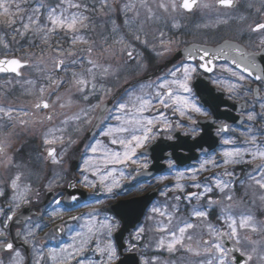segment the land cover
<instances>
[{
  "label": "snow or ice",
  "instance_id": "obj_1",
  "mask_svg": "<svg viewBox=\"0 0 264 264\" xmlns=\"http://www.w3.org/2000/svg\"><path fill=\"white\" fill-rule=\"evenodd\" d=\"M238 2L239 0H214V3L203 2V0H129L121 6L120 11L125 14L124 24L129 29L131 40L123 35L113 39V45L120 46L117 48L112 45L105 47L107 44V38H105L104 43L100 45V52L94 54L96 42L86 35L87 32L94 30L89 13L104 9L114 11L109 0H100L99 9L95 4L90 7L86 0H56L55 3L51 0H35L34 5L31 6L29 0H0V17H7L0 20V28L9 30L6 35H10L13 40L17 36L21 39H29L30 44L36 47L43 46L36 67L44 73L45 81L38 87L34 80L25 81L31 86L27 90L28 94L32 95L33 90L38 94L37 102L33 104L35 110L33 113L26 109L0 105V155L5 154L6 144L10 146V137L14 135L13 130L18 126L29 125V119L25 117L34 116L57 104L60 108H65L72 103L74 94H78L84 101H89L91 97L97 95L113 96L114 103L111 108H108L103 100L95 105L89 104L87 108H81L79 113L65 116L59 126L49 128L43 134L45 146L66 142V147L60 154L53 147L45 148L51 163L59 165L67 149L76 143L72 133L80 132L83 124H91L92 128L103 124L98 135L107 138V143L103 139L94 138L91 143L85 145V153L79 168L82 176L80 182L93 189L99 184L107 194H113L114 190L120 187L121 179L129 178L122 170L119 171V178H117L116 166L129 168L136 165L139 168H148L146 157L143 153L138 156V150L144 149L147 144L154 142L162 135L166 139H173L172 133L177 129H185L184 135H191L193 138L200 135L202 130L196 127L199 123L196 117L203 116L209 119L210 117L197 102L192 82L197 74L213 73L219 68L220 71L228 73L232 79L227 82L215 79L213 83L219 86L226 83V91L230 99L251 93L259 99L261 111L257 112L253 106L251 110L242 113L252 126L241 132L243 139L239 143L237 137L224 135L235 132L236 129L226 123L220 124L216 130V134L221 137L220 159L218 160L215 154H207V158L202 159L198 167L190 168L186 172L177 171L175 183L171 187L166 185L165 189L161 190L160 195L167 198L166 202L153 206L151 209L153 215L150 217L155 222L154 230L161 234L156 246L157 249H164L170 253L184 249L196 256L207 257L201 260L200 264H240L236 256L232 255L237 252L243 258V264H250L253 254H256L260 261H264V247H260L261 241L252 239L251 235H242V233L264 232V224L258 223L252 214L237 215L232 211V204L228 203L221 209L219 217L225 227L218 228L207 223L201 228V224L196 223V221H206L208 208L221 203L220 200L212 198V193H220L224 201H233L237 180L234 169L237 165L252 164V171L247 173L248 180L264 192V139H261L264 137V128L254 127L258 119L264 121V98L260 97L259 87L253 89L245 83L249 80L264 83V67L258 63V57L264 58V22L250 24L246 29L250 33L260 34L256 42L259 51H249L248 48L232 41H225L223 45L215 48L193 44L181 50L183 60L178 65H173L167 73L157 76L154 80L149 78L138 82L136 87L126 88L119 96H114L112 88L102 83L110 76H115L112 65L102 61L106 53L113 57L126 56L125 64L135 62L134 71H147L143 53L136 50L133 41L161 59H166L173 53L177 41L168 37L161 29H157L150 39L149 32L144 27L148 22H158L168 27L171 21L170 27L179 29L181 26L174 14L191 13L201 8L228 10L235 8ZM247 7L251 8L253 5L248 3ZM141 10H143L142 19ZM256 11L264 12V2ZM128 13H132V16L128 17ZM245 19L243 15L239 17L241 21ZM220 22L227 23L228 19ZM117 31L118 29L114 27L113 32ZM243 34L244 30L241 31V35ZM0 49H3L5 53L0 56V73H13L16 77H21V69L31 66L29 60L8 55L11 52V45L4 36H0ZM49 52L51 54L46 55ZM221 59L226 63L221 65L214 63ZM61 73L63 75H60ZM65 84L69 86L68 104L62 102V96L56 95ZM54 95L55 100H51ZM248 103L240 105L241 109H247ZM96 108H99L100 112L95 117L96 122L93 123L89 119V113ZM53 115L54 113H48L33 123H43V120L51 122ZM109 121L115 123H109ZM184 121L188 124L185 125ZM212 122L215 123V121ZM141 157H144L143 160ZM168 165L172 168L174 162L169 160ZM4 166H13L11 157H7ZM215 168L224 170L205 177L203 181L199 179L202 173ZM133 171L137 169L134 168ZM88 173L98 177V182L89 179ZM139 174L137 171V175ZM22 176L23 173L17 172L11 178L10 187L13 195L10 197L7 210L0 207V217L3 218L0 219V250L11 252L14 264H23L24 257L20 250L15 248L14 242L9 239L10 223L14 221V218L19 219L16 216V209L31 203L32 193L30 183H21ZM55 176L58 178L59 174ZM161 179H167V177H161ZM183 180L192 183L185 185L181 183ZM56 182L55 178L49 182L47 185L49 190ZM240 183L244 184V181ZM69 186L74 187L73 184ZM186 187H192L198 191L187 192ZM170 192L178 194L169 197ZM4 194L3 188H0V196ZM36 195L39 196L38 191ZM112 198L115 196L112 195ZM70 199L75 201L77 197L73 195ZM205 199L208 208L201 203ZM260 199L264 200V195H261ZM168 200L173 201L170 206ZM182 201L189 208V215L186 218L177 215L181 212ZM54 203L60 205L61 201L56 199ZM98 215V210H93L81 216L69 217L73 221L86 219L85 223L80 224L78 228L69 227V242L62 243L56 248H49L47 252L44 251L42 244L37 246L36 229H40L41 226L39 223H33L30 216L25 218L23 227L17 229L16 237L21 238L25 245H30L35 252L33 264H44L46 259L50 264H115L119 256L112 237L119 224L107 216L99 220ZM50 216L56 219L61 216V213L54 210ZM197 229H200L198 233L195 231ZM55 231L63 232L64 228L57 226ZM144 231L143 227L139 228L133 239H141ZM205 235L208 236L207 239L204 238ZM194 239L197 249L191 246ZM226 241L231 243L226 244ZM248 245H251V250L246 252L245 248ZM135 248L136 244H129V250ZM156 259L153 257L151 264H155ZM0 264H3V261H0ZM143 264H150V262L145 259Z\"/></svg>",
  "mask_w": 264,
  "mask_h": 264
},
{
  "label": "flooded vegetation",
  "instance_id": "obj_2",
  "mask_svg": "<svg viewBox=\"0 0 264 264\" xmlns=\"http://www.w3.org/2000/svg\"><path fill=\"white\" fill-rule=\"evenodd\" d=\"M113 1L116 5L123 0ZM239 6L241 5L238 3V7ZM186 15L187 17L193 18V21L189 22L185 26H181L179 29L172 28V33H169L168 37L171 38L172 36L173 39H176L178 42H180V44L175 46L173 49V53L166 59L158 58L151 52L148 53L147 56H145L147 57V61L149 63V70L147 73L144 75L137 74V76L132 75L133 78L123 83L119 89L112 90L114 96H119L126 88L136 87L138 82H141L142 80L149 78L154 80L157 76H162L167 73L168 70L173 67V65H178L181 63L183 57L179 54L182 49L189 45H204L206 47L215 48L224 44L225 41H232L248 48L249 51H259V48L256 47V42L258 41L260 34L250 33L246 31V29L250 24L264 22V14H203V16L208 19V21L205 22V24H207V27L205 28L201 27L202 17L200 14L193 13ZM241 15L245 16L246 19L243 21L239 20ZM221 18L228 19V22H220L224 20ZM211 21L213 22L212 24L210 23ZM242 30H244L243 35H241ZM259 62L261 63V67H264V60L261 61L260 59ZM130 63L131 65H134L135 62ZM214 63L221 65L226 63V61L221 59L215 61ZM31 67L32 66H29L24 69V74L25 72L28 73L27 71ZM110 79V81L107 79L102 81V83L113 89L115 88L114 83L118 80L115 81V77L113 76ZM215 79H220L227 82L232 78L229 77L228 73L222 72L219 68H217L213 73L197 74L192 82L193 93L197 102L205 109V111L208 112V117H210V119L203 116L196 117V119L199 121L196 127L202 130L200 135L193 138L191 135H184L185 129H177L174 133H172L174 136L173 139H166L165 136L162 135L154 142L147 144L144 149L138 150V156L143 153L144 157H146L148 168L143 169L136 165H132L129 168L116 166L118 168L117 178H119L120 170L124 171L125 176L129 178L121 179L120 187L115 189L113 194H107L105 190L99 186V184H97V187L93 189L86 187L80 182L82 180V176L80 174L79 168L82 164V156L85 153V145L91 143L94 138L103 139L104 142L107 143V138H103L98 135L100 128L104 126L103 124L99 125L97 128H92L91 124H83L81 125L80 132L72 133V137L74 140H76V143L71 148L67 149V153L63 156V161L59 165L52 164L50 159L47 158V153L45 151L46 146L43 144V134L45 131L54 126H59L60 121L63 120L65 116H72L75 113H79L81 108H87L89 104H98L101 102V100L106 103L108 108H111L114 103L113 96L97 95L91 97L89 101H84L78 94L75 97L72 95V103L68 106V109L66 107L60 108L59 104H57L51 108L50 111L42 110L36 113L34 116L25 117V119H29V125L27 127L18 126L13 130L14 135L10 137V146L9 144H6L5 154L0 155V173L2 177L12 178L17 172H21L23 173V177L26 179H29L30 175L34 176L35 178L38 176L40 179V175L44 173L49 182L54 178L57 180V182L53 184L55 185V188L51 190L56 192L55 200L59 199L61 201L59 206L61 209H63L64 216L61 218L59 217L58 220L56 219L51 231L48 227L44 230H39L37 238L40 240L38 241L40 243L42 242V244L46 242L43 246L52 248L58 247L62 241H66L69 237V227L71 226L72 228H78L79 225L84 223L86 219L73 221L70 220L69 217L81 216V214H87L93 210H98L99 220H103L104 217L107 216L113 218L114 222H118L119 227L114 231L112 237L114 240L116 232L122 227L121 219L112 211L114 207L121 202L139 199L149 192L157 190L159 193L158 199L146 211L142 223L134 232L131 233V235L136 234L137 230L143 227L145 231L143 232L140 241L134 242V244H136V252L141 255L149 253L147 255L150 257L159 255L162 256L160 253L148 252V250L154 246V244L151 243L154 240V237L158 239V237L161 235L160 233H154V231H151V228L154 229L155 222L154 220L153 222H150V220H152L150 217L153 215L151 212L152 207L162 205L166 202L167 198L160 195L161 190L165 189L166 185L171 187L175 183V174L177 171L186 172L190 168L198 167L201 160L207 158V154H215L217 159H220L219 152L222 147L220 144L221 137L216 134V130L220 124L226 123L232 128L236 129L235 132L226 133L224 135H232L237 137L239 143V141L243 139L241 132L245 128L252 126L251 122L246 121L242 113L251 110L253 106H255V110L257 112L261 111L259 108V99L254 97L251 93L230 99L229 94L226 91L227 84L225 83L223 86H219L213 83V80ZM20 80L21 78H16L12 75L0 76V105L26 109L30 113H33L35 110L33 109V106H30V99L32 96H35L32 98L37 99L38 94H36L35 90H33V94L29 95L27 90L30 89L31 86L26 84L25 81L34 80L37 82L38 87L42 83L40 76L38 72L37 75L32 74L30 77H28L26 74L25 81L20 83ZM245 83L247 86H250L253 89L259 87L260 97L264 98V83L254 80H249ZM63 88L64 86L59 89L56 95H60ZM53 100H55V95ZM245 102H249L248 107L247 109L242 110L240 105L245 104ZM99 112V108L90 111L89 119L92 120L93 123L96 122L95 117ZM48 113H54L53 120L51 122L43 120V123H33V121L43 118ZM212 121H215V123ZM109 123L115 122L109 121ZM184 123L185 125L188 124L187 121H184ZM254 127L256 129L264 128V121L258 119L255 122ZM65 136L67 137V134H65ZM261 139H264V137H261ZM51 147L55 148L57 153L60 154L62 149L66 147V142L65 144H52ZM7 157L12 158L13 166H4ZM144 157H141V159L143 160ZM169 160L174 162V166L172 168H169ZM257 163L259 162L257 161ZM134 168L140 173L139 175H137V171H133ZM252 168V164H241L237 165L234 169L237 176L235 195L233 201L228 202L232 204V209L239 207L244 194H249L253 188L255 189L254 191H257V194L261 193L264 195V192H261L255 185L252 184L250 180H248L247 173L251 172ZM46 169L48 170L47 175ZM223 170V168H215L211 171H206L200 175L199 179L203 181L205 177H210L215 173L222 172ZM145 173L153 174L147 177L149 179L141 180V175ZM55 174H59V177L57 178ZM88 175L89 179L97 180L98 182V177H93L90 173H88ZM132 177H134V179ZM161 177H167V179H161ZM160 181L163 182L160 183ZM241 181H244V184H241ZM186 183L187 185H190L192 182L185 180V184ZM45 184L46 181H43L42 184H40L39 181V187H32L35 194L37 191L39 192V196L36 195V197H33L31 199V203H29V205L32 207L41 209V205L46 198V192L48 191L45 190V188L47 189ZM70 184H73L74 187L69 186ZM185 190L187 192L198 191L192 187H186ZM71 193H76L80 195L79 197H86V202L77 204L74 207H67L64 205V198L67 194ZM169 194H171V197L178 193L170 192ZM112 195H114L115 198H112ZM211 195L214 200H220L221 203L215 204L208 208L207 200L205 199L204 201H201V203L206 208H208V218L205 222L211 223L218 228H223L225 226L222 225L221 219H219L221 215L220 207L224 204L223 197L218 192H214ZM172 202L173 201L168 200L169 206ZM250 202L251 199L243 201L242 204L245 205L249 204ZM54 205L56 204L53 202L51 206ZM180 206L181 212L177 215L184 218L188 217L189 208L187 204L182 201ZM49 210L50 208H48L45 212L42 210L43 216L46 217ZM169 210H171V208H169ZM42 220H44V217ZM57 226H63L64 231H55ZM18 228L20 227L17 226L9 228L10 240L17 239L16 231ZM53 236L55 238H53ZM207 238L208 237H205V239ZM19 240L22 239L19 238ZM228 243L231 242L228 241ZM193 248L196 249V247ZM184 251L182 252L181 256L185 255V253H188L187 251ZM175 256L176 254L173 257ZM31 258L33 263L34 255Z\"/></svg>",
  "mask_w": 264,
  "mask_h": 264
},
{
  "label": "rangeland",
  "instance_id": "obj_3",
  "mask_svg": "<svg viewBox=\"0 0 264 264\" xmlns=\"http://www.w3.org/2000/svg\"><path fill=\"white\" fill-rule=\"evenodd\" d=\"M52 3H55L56 0H51ZM86 2L90 5V7L95 4L97 9H99L100 7V0H86ZM129 2V0H123L121 1L119 4H114L113 0H109V4L112 6V8L114 9V11H110L109 9H104L103 11H96V12H90L89 15L92 17L93 20V28L94 30H91L89 32L86 33V35L89 37V39L93 40L96 42V53L94 54H98L100 52V45L104 43L105 38H107V44L105 46H109L112 45L114 47H120L119 45H113V39L118 38L119 36L123 35L125 36L127 39L131 40V35L129 33V29L128 27L125 26L124 21H125V14L122 13L120 11L121 6L124 3ZM203 2H207V3H214V0H203ZM262 2H264V0H239V4L241 6H239V8L235 11V12H224V11H218L216 9H212V10H205V9H199L197 11V13L195 14H200V16L202 17V23H201V27L205 28V22L208 21L207 18H205V16H203V14H264V12H257L256 9L261 7ZM251 3L253 5V7L249 8L247 7V4ZM176 17V21L180 24V26H185L187 25L189 22H192L193 18L187 17L186 13L184 12H180L177 14H174ZM132 13H128V17H131ZM143 18V10H141V19ZM224 19V18H221ZM211 24L213 23L212 21L210 22ZM171 25V21H169V26L168 27H164L162 23H158V22H148L147 24H145V30L147 32H149V38L151 39V35L157 30V29H161L163 31H165L166 35L169 36V33H172V28L170 27ZM117 28L118 31L117 32H113V28ZM172 38V36H171ZM59 39V37L57 38ZM173 39V38H172ZM176 40V39H174ZM177 41V40H176ZM17 42V41H16ZM134 44H136V50L138 52L143 53V57H144V61L147 64V71L149 70V63L147 61V54L150 53L149 50L145 49L142 45H139L133 41ZM180 44V42L177 41V43L174 45L178 46ZM17 45V44H15ZM65 46H67V44H65ZM41 48V46H40ZM41 51V49L39 50ZM39 51L35 52L33 50L31 51H26V55H25V59H28L31 62V68L27 71L28 73L25 72V74L23 73V77L20 80V83H22L23 81H25V76L27 74L28 77L32 76V74L37 75V72L40 76V80L42 83H45V81L43 80V76L44 73L40 72L36 65L39 63V59H40V55L37 54ZM32 53L34 55L29 56L28 54ZM51 53H46V55H50ZM2 55V54H0ZM23 59V57L21 58ZM127 60L126 56H122V55H117L115 57L111 56L110 54H105L104 57H102V61L108 64L112 65V70L115 73L116 76L115 77V81L118 80L117 82L114 83V87L112 90H117L121 87V85L123 83H125L126 81L130 80L131 78H133V76H137V74L139 75H144L147 73V71H140L137 72L134 71L133 69L135 68V63L134 65H131V63L129 64H125V61ZM48 67L50 68V64L48 65ZM60 75H63L62 73ZM133 75V76H132ZM112 76H110L108 79L109 81L111 80ZM116 77H119V79H116ZM67 79V77H66ZM114 81V79H113ZM68 85L65 84L64 88L62 90V93L60 94V96L63 97V102L65 104H68ZM49 91H51V89H49ZM65 92V93H63ZM74 92V90H73ZM77 94H74L73 96L75 97ZM47 96V93H46ZM35 97V96H32ZM31 97V103L30 106H33L34 103L37 102L36 98H32ZM52 100L54 98V96L51 97ZM51 102V101H49ZM68 109V106L66 107ZM52 145H48L46 147H51ZM47 169H46V175H47ZM38 178V176H36ZM35 178L34 176L30 175L29 179H26L22 176V180L21 183H30L31 187H39V181L40 184L43 183V181H46L48 178L45 176L44 173H42V175H40V179ZM45 178V179H44ZM10 180L11 178L8 177H2L1 173H0V188H3L4 193L6 194V192H8V195L4 196H0V200L4 199L6 196H8V203L10 202V197L13 195V191L10 187ZM43 180V181H42ZM163 181H160V183H162ZM159 183V182H158ZM181 183L185 184V180L181 181ZM46 184H49V181H46ZM45 184V187H47V185ZM187 185V183L185 184ZM48 188V187H47ZM55 188V185H53V187L51 189ZM255 189L253 188L251 190V192L244 194L239 207H236L234 209H232V211L239 215L240 213H250L252 214L256 221L260 224H264V200H261L260 197L261 193L257 194V191H254ZM171 194H169L170 197ZM33 197H35V193L34 190L32 189V193L30 196V199H32ZM251 202L249 204H245L243 205L242 202L245 200H250ZM228 201H224V204L220 207V211L221 209L224 207L225 204H227ZM23 206V205H22ZM22 206L19 209H16V213L22 208ZM0 207H4L5 210H7V206H3L1 205ZM54 210H58L61 213V217L64 216V211L63 209L60 208L59 205H54L50 208V211L47 214L46 220H44L42 223L38 222L37 220H34L33 223H39L40 224V229H36V233L39 230H44L47 227L50 229H52L53 224H55L56 219L58 220V218L56 219H52L50 214L54 211ZM0 219H3L2 217H0ZM150 222H153V219L150 220ZM85 223V222H84ZM196 223L201 224V228H203L204 224H207L205 221L201 222V221H196ZM222 225L223 222L221 220ZM225 226V225H224ZM151 231H154V233H156V231L151 228ZM197 233L200 231V229L195 230ZM135 235V234H134ZM134 235H130L127 239H126V244L128 246V251H136L135 249H131L129 250V244L130 243H134V242H139V240H134L133 237ZM242 235H251L252 239L254 240H259L261 241V245L260 247H264V232L262 233H258V234H253V233H242ZM37 236V235H36ZM42 237V236H41ZM208 237L207 235L204 236ZM133 239V240H132ZM157 240L154 237V240L151 242L152 244H154V246L148 250V252H153V253H160L162 254L159 256H155V258H157L155 260V264H200L201 260H205L207 259V257L205 256H196L194 255V253L192 252H188L185 253V255L181 256L182 252L184 251V249H179L174 253H170L164 249H157ZM151 241V239H150ZM49 242V241H48ZM69 242V237L67 238L66 241H62V243H66ZM61 243V244H62ZM41 245V244H40ZM38 243V247L40 246ZM191 246L192 247H196L197 249V244L195 242V239L191 242ZM49 249V247H45L44 251L47 252V250ZM194 249V248H193ZM251 250V245L246 246L245 251L248 252ZM179 252V253H177ZM185 252V251H184ZM145 253V252H144ZM22 256L24 257L23 260V264L26 263V258L25 255L23 253H21ZM149 254V253H147ZM147 254H139L140 259H141V264H143V260H148L151 264L153 257L148 256ZM176 254L175 257H173ZM88 255H91V253H88ZM34 257H35V252H34ZM179 257V258H178ZM34 261V259H33ZM116 263V261H115ZM3 264H14V261L12 260V258L7 261V263L3 262ZM44 264H50V262L46 259ZM250 264H264V261H260L256 254H253V260L250 262Z\"/></svg>",
  "mask_w": 264,
  "mask_h": 264
},
{
  "label": "water",
  "instance_id": "obj_4",
  "mask_svg": "<svg viewBox=\"0 0 264 264\" xmlns=\"http://www.w3.org/2000/svg\"><path fill=\"white\" fill-rule=\"evenodd\" d=\"M182 57V52L180 54ZM264 60V58L258 57L259 60ZM261 64V63H260ZM264 64V62H263ZM0 74H13V73H0ZM147 177H142L141 179H146ZM75 195L77 199L75 201L71 200L70 197ZM80 195L76 193L68 194L65 199V204L68 207H73L78 203L84 202L86 198L79 197ZM157 196L156 192L150 193L145 197H142L137 200L120 203L119 205L115 206L112 210L122 221V228L116 233L114 240L119 252L120 260L117 264H140V259L137 254H124L126 251L125 239L126 236L141 223L144 214L148 207L152 204ZM54 197V193H48L46 203H49ZM36 212L31 208H24L23 211L17 216L19 219L14 220L12 225H24L26 217H32ZM226 244L228 242L226 241ZM15 246V245H14ZM15 247H21L27 251V246L23 243ZM8 253V251L0 250V255ZM232 255L236 256L237 260L240 264H243V258L239 255V253H232Z\"/></svg>",
  "mask_w": 264,
  "mask_h": 264
},
{
  "label": "trees",
  "instance_id": "obj_5",
  "mask_svg": "<svg viewBox=\"0 0 264 264\" xmlns=\"http://www.w3.org/2000/svg\"><path fill=\"white\" fill-rule=\"evenodd\" d=\"M34 2H35V0H29V5L30 6L34 5ZM4 19H7V17H0V20H4ZM8 32H9L8 29L0 28V36H4L5 39H7L8 42H10L9 40H10L11 36L10 35H6V33H8ZM17 41L19 42V45H21L20 46L21 50H15L14 52L22 54L24 52L23 49H25V46H27L26 45V39H21L18 36Z\"/></svg>",
  "mask_w": 264,
  "mask_h": 264
}]
</instances>
